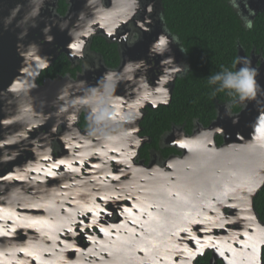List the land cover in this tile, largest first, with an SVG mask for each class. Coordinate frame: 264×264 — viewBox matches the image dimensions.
Returning a JSON list of instances; mask_svg holds the SVG:
<instances>
[{
    "label": "flooded vegetation",
    "instance_id": "1",
    "mask_svg": "<svg viewBox=\"0 0 264 264\" xmlns=\"http://www.w3.org/2000/svg\"><path fill=\"white\" fill-rule=\"evenodd\" d=\"M230 1L246 27L264 14L254 16L248 0ZM136 2L126 42L105 41L117 56L108 60L92 48L98 37L67 55L39 36L58 29L64 0L16 21L5 19L11 0H0V264H186L184 246L205 225L223 235L222 247H238V214L215 200L210 182L188 180L197 172L187 140L208 126L170 124L155 138L143 124L169 105L188 65L157 0ZM246 57L264 61L255 48ZM18 71L27 78L15 84ZM189 257L187 264L225 260L210 248Z\"/></svg>",
    "mask_w": 264,
    "mask_h": 264
},
{
    "label": "water",
    "instance_id": "2",
    "mask_svg": "<svg viewBox=\"0 0 264 264\" xmlns=\"http://www.w3.org/2000/svg\"><path fill=\"white\" fill-rule=\"evenodd\" d=\"M59 0H11V5L7 8L5 19L9 20L16 18L18 12L22 10L27 11L21 19L27 18L28 14L35 12L36 10L41 12L44 10H50L56 7V3ZM68 6V12L65 17H58V28L55 29L60 40L62 34L67 37V30H70L75 25V29H79L81 21L74 20V15L78 8L76 7V0H64ZM137 0H122L113 2H103L101 10H108V13L118 16L119 12L126 11L125 14L117 19V23L105 22L104 16H102L103 24L108 28L105 29L101 25H96L95 29H85V33L75 45L81 42L78 47H70V42H56L62 53L67 55L72 54V51L85 49L94 37L102 38L107 43H117L119 46L126 42L128 23H130V10H136L135 6ZM264 0H248L249 9L254 11V16L259 11L258 5ZM36 4L33 8V5ZM38 5L41 7L38 8ZM119 5L121 8L119 9ZM162 16L161 0H157L156 4ZM30 6V7H29ZM53 9H50L51 7ZM46 7V8H45ZM48 7V8H47ZM254 7V9H253ZM80 9V8H79ZM128 14V16H127ZM71 15L73 17H71ZM38 16V15H37ZM252 16V17H254ZM79 17V16H76ZM96 17L87 16L85 21L88 25L96 21ZM130 21V22H129ZM65 24V26H64ZM66 24H69L66 26ZM74 24V25H73ZM63 31H66L62 33ZM89 32V33H88ZM9 33V32H8ZM7 33V34H8ZM6 35L5 31H1L0 36ZM3 39V38H2ZM71 49V50H70ZM236 58H242L236 63L235 71H238L241 67H251L257 69V75L255 76L256 88L255 95L249 96L243 100L240 98L235 101V104L241 107L238 114L233 115L229 109V104L216 105V119L208 126V128H198V131L188 138V149L193 144L194 148L191 151L193 155L194 165L193 173L197 172L196 180L189 176L193 182L211 183L212 192L210 194L214 196L218 203L221 201L225 206H231L233 209V215L243 213L240 216L242 225L239 224L246 232H238L235 229V237L240 236L241 243H237L238 247H232L234 251V257L231 260H224V264H263L262 263V248L264 247V221L258 218L257 213L253 208V200L264 186V61L260 66L256 65V61H250L241 48L237 49ZM250 61V63H248ZM155 108V107H154ZM216 127L209 140L203 141L202 144L196 142V134L203 131H208ZM218 135L222 138V145L217 147L214 143V136ZM190 174V175H191ZM231 182V185H227L226 182ZM193 184V183H192ZM209 193V192H208ZM213 193V194H212ZM208 197V196H207ZM228 202V203H227ZM225 203V204H224ZM222 207V209H223ZM221 212V210H220ZM220 214V213H219ZM232 215V216H233ZM220 219L222 217L220 216ZM239 220V219H238ZM220 220L219 223H221ZM239 221V222H240ZM241 223V222H240ZM217 225V224H216ZM223 226V225H222ZM216 228V226H215ZM212 229L207 232L206 236L210 235ZM246 234H249L245 236ZM206 247L202 248L201 252L195 254L197 256H203ZM215 253V252H214Z\"/></svg>",
    "mask_w": 264,
    "mask_h": 264
},
{
    "label": "trees",
    "instance_id": "3",
    "mask_svg": "<svg viewBox=\"0 0 264 264\" xmlns=\"http://www.w3.org/2000/svg\"><path fill=\"white\" fill-rule=\"evenodd\" d=\"M161 9L165 28L185 52L188 71L176 81L169 105L151 111L144 119V126L151 127L155 138L170 124L186 123L190 127L196 121L209 126L216 119L218 104H232V112H237L235 101L240 94L222 87V81L210 82V78L225 71L236 72L238 48L246 56L253 48L264 54V14L246 27L230 0H161ZM64 10L60 1L59 11ZM95 47L103 55L107 53L106 59L117 58L114 46L103 39H94ZM253 208L263 220L264 186L253 200ZM198 264H207V260L200 259Z\"/></svg>",
    "mask_w": 264,
    "mask_h": 264
},
{
    "label": "bare ground",
    "instance_id": "4",
    "mask_svg": "<svg viewBox=\"0 0 264 264\" xmlns=\"http://www.w3.org/2000/svg\"><path fill=\"white\" fill-rule=\"evenodd\" d=\"M76 1H77L76 2V7L78 8V10L76 11V13L74 15V20H79V21L82 22L80 27H79V29H77V28L75 29V26H76V22H75L74 23L75 25L73 24L74 26L70 30V32L67 30V33H66L67 37H64V35L62 34V37H60L62 40L59 39L57 33H56V35L52 34V33L50 35V33L44 34L42 32H38L37 31L39 36L41 38H44L43 40H45L46 45H50L51 46L52 43L56 44V42H70L71 41L69 46L73 47V45H75V43L78 40H80V38L82 36L81 34L85 33V29H95L96 25H101L105 29L108 28L107 26H105L103 24V21H101L102 20V16H104L105 22H109L110 21L111 24H112V23H117L118 22L117 19L121 16V14H123V12L125 14V12H126V11H123L121 13L119 12L118 16H115V14L108 13V10H101L102 9V3L105 2V1L111 2V0H76ZM116 1H118V0H116ZM119 1L122 2V0H119ZM113 2H115V0H113ZM35 6H37V5L34 4L33 8ZM39 7H41V5H38V8ZM120 8H121V5H119V9ZM26 12L27 11H25V10H22V12H18L16 18L14 19V21H16L18 19H21L24 16H26L25 15ZM33 14L38 15L39 11H37V10L35 12L33 11ZM76 16H79V17H76ZM87 16L96 17L97 20L93 21V23H90L88 25H84L85 22H86V24L89 23L88 21H85V18ZM127 16H128V14H127ZM71 17H73V16L71 15ZM83 21H85V22L83 23ZM67 25H69V24H66V26ZM64 26H65V24H64ZM56 32H58V29H57ZM64 32H66V31H63L62 33H64ZM82 38H83V36H82ZM83 40H84V38L82 39V41ZM1 43H2V41L0 42V44ZM80 43L81 42H79L77 45H79ZM58 44L59 43H57L56 45H58ZM0 49H1V47H0ZM72 52H75V51H72ZM13 78L15 79L14 83L18 84L19 82L22 83L23 80L26 79L27 77H26V75L23 72L18 71V72H15V74L13 75ZM102 83L103 82L101 81V84ZM87 92H88V94L85 97H88V98L92 99V95L94 94L92 89L87 90ZM215 131H217L216 127H213L212 129L206 131L207 135L204 136V137L203 136L202 137H199V136L196 137V142H199L200 144H202L203 141L209 140L210 136H212V134H214ZM192 146H193V144H192ZM242 214L243 213H241V214L238 213V217H236V219L237 218L240 219V216H242ZM242 222L243 221L241 220V223L237 222L238 225L235 224V229L237 228L238 232H243V231L246 232V230H243L241 227H239V224L242 225ZM206 229H208V231H205ZM211 229H212L211 226H206L205 225V226L201 227V230H198V232L200 233V237L195 238V239L192 240V241H195V245L192 246V248H190V246H188V245H186V247L184 246L185 254H184V257H182L181 261L186 262V264H187V262L190 259V257H189L190 253L196 254L198 252H201L202 248H204V247H206L205 249L210 248V249L214 250L216 257H217V255H221L223 258H225V260H231L232 261V259L234 257V251L231 248V244L228 247H222L223 246V241H222V236L223 235H221L218 238L212 237L211 234L206 236V234H208L207 232H209ZM226 232H229V233H226L225 236H228V234L231 233L228 230ZM247 235H249V234L245 233V236H247ZM215 239H219V242L218 243H214L213 241ZM235 239H237V238L235 237ZM205 240H208V244L205 243ZM238 242L239 241L237 240V243ZM239 243H241V242H239ZM188 249L190 250V252L188 251L189 253L187 252ZM224 252H227L228 256H224L223 255Z\"/></svg>",
    "mask_w": 264,
    "mask_h": 264
},
{
    "label": "clouds",
    "instance_id": "5",
    "mask_svg": "<svg viewBox=\"0 0 264 264\" xmlns=\"http://www.w3.org/2000/svg\"><path fill=\"white\" fill-rule=\"evenodd\" d=\"M250 27V25H249ZM242 58H238L237 62ZM250 63V61L248 62ZM257 69L241 67L236 72L225 71L210 78V82L222 81V87L234 89L243 100L255 95Z\"/></svg>",
    "mask_w": 264,
    "mask_h": 264
},
{
    "label": "snow or ice",
    "instance_id": "6",
    "mask_svg": "<svg viewBox=\"0 0 264 264\" xmlns=\"http://www.w3.org/2000/svg\"><path fill=\"white\" fill-rule=\"evenodd\" d=\"M160 43H161V44H163V43H164V41H163V40H161V41H160ZM73 47H78V45H73Z\"/></svg>",
    "mask_w": 264,
    "mask_h": 264
}]
</instances>
